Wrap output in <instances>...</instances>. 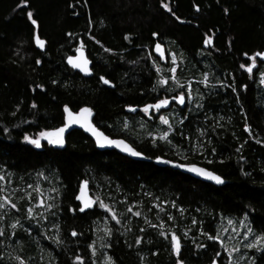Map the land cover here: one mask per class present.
<instances>
[{
    "label": "trees",
    "instance_id": "obj_1",
    "mask_svg": "<svg viewBox=\"0 0 264 264\" xmlns=\"http://www.w3.org/2000/svg\"><path fill=\"white\" fill-rule=\"evenodd\" d=\"M18 5L21 0H0V176L5 177L9 204L17 206L7 205L0 213V264H18L16 256L26 264H105L106 256L113 264H175L177 259L184 264H213L214 259L225 264L218 242L203 235H216L220 217H245L254 235L264 231V85L259 83L264 63L258 62L252 74L240 68L251 63L244 53L264 49V0H27ZM34 35L45 41L44 49L36 46ZM156 42L166 55L177 57V77L185 88L191 86L194 98L191 106L174 109L171 146L145 137L144 127L153 122L147 124L126 107L140 108L181 90L150 91L157 80L153 62L161 68L172 66L169 62L162 67L154 56ZM81 46L91 61L90 77L65 63ZM204 73L209 79L201 84ZM101 75L110 79L111 87L100 83ZM166 87L175 85L169 81ZM33 103L36 108L30 107ZM65 105L73 112L90 108L98 128L123 138L150 160L98 150L79 130L70 132L63 146L42 141L37 149L23 141L25 134L60 127ZM126 118L131 130L124 128ZM185 135L189 139H183ZM200 139L206 143L203 155L190 148ZM180 153L188 159H181ZM156 156L212 170L225 183L195 179L155 162ZM81 181H87L90 194L101 189L105 198H112L121 223L99 205L79 210L75 197ZM53 188L55 192L49 191ZM37 195L51 197L46 203L56 207H34L28 218L27 209ZM131 205L139 216L127 211ZM146 217L151 223H145ZM105 221L112 230L108 237L103 236ZM73 230L75 237L70 235ZM169 230L180 241L178 255L171 252ZM247 252L253 264H264V250ZM77 255L82 261H75Z\"/></svg>",
    "mask_w": 264,
    "mask_h": 264
},
{
    "label": "snow or ice",
    "instance_id": "obj_2",
    "mask_svg": "<svg viewBox=\"0 0 264 264\" xmlns=\"http://www.w3.org/2000/svg\"><path fill=\"white\" fill-rule=\"evenodd\" d=\"M27 4V0H21V5H26ZM162 7L165 8V10L170 11V9L168 8V5L166 3H162ZM195 7V5H194ZM227 11V10H225ZM27 17L29 19V21L32 23L33 26H35L37 24L36 19L33 18V13L31 11H29L27 13ZM153 37L157 36V33H153L152 34ZM125 40L129 39L128 35H125L124 37ZM34 42L36 44V46L40 49H44L45 47V41L43 39H40L38 36L34 35ZM211 39L209 38L208 40L205 41V43H210ZM97 43H99L97 41ZM105 51H111L110 49H104ZM156 53L159 54V58L161 60H163L164 57V53L162 50V45L160 43H156L153 49ZM77 56L73 57V56H69L67 57V63L71 66V68L73 69H78L81 73H84L85 75H88L90 70H89V60L84 56L83 51H82V46L81 47H77L75 49ZM169 56H171V64L172 66L170 68H161L159 67L155 62H153V67L156 69V73H157V80L154 82L152 89H150V91H157V90H163L166 92H175L176 88L181 89V91L173 96H171L170 98L173 99L176 104H183L185 102V95L184 92L189 91L188 88H185L184 85H182L177 77V57L175 55H173L172 53H168ZM244 55L247 57L248 61H251V63H248L247 65L242 63L240 64V68L244 69V71H246L249 74L253 73V69L256 67V60L255 57H259L262 61H264V51H257L254 52L252 55H249L247 53H244ZM149 59H151V57H149ZM36 63L39 65L41 63V61L39 59H37ZM180 63H183V60H180ZM161 73H170V75H161ZM209 79V75L207 73L203 74V79L201 81H199V83L201 84H206L207 81ZM99 81L100 83H102L103 85H108V86H112V82L110 81V79L106 78L104 75H101L99 77ZM171 81L172 84L175 85V88L173 87H166V85H168V82ZM53 84H56L57 82L55 80L52 81ZM259 83L261 85H264V72H261L259 74ZM37 88H40V85L36 86ZM241 87H245V86H241ZM236 89L233 88V91H235ZM203 97L201 96L200 99H202ZM188 100L192 99V96L189 94L187 96ZM169 105V97L165 96L163 98H157L155 100V103H150V104H145L143 105V107L139 108V111L142 112L144 114V116L151 118L150 116V112H155L158 116H159V121L160 123L164 124L167 126V130H164L160 133L159 136L153 134V132L149 131L148 132V136L151 138V140H160V141H167L169 143V145L171 146V137H170V133L173 130V122H170V120L168 118H166L165 115H160V111L164 108H166ZM18 107V106H17ZM30 107L32 108H36L37 105L35 103H33L32 105H30ZM127 110L130 112H135L137 111V108L133 107V106H126ZM63 112L65 114L64 117V124L62 127H58V128H54L52 130H40L38 132H36L34 134V136H29L28 134H25L22 139L24 142H26L29 145L34 146L35 148L39 149L42 147V141L46 142L48 145L51 146H63L65 144V130L69 128L70 125H79L81 128L84 129V131L89 132L94 138H95V142L98 146L100 147H104V146H114L119 148L121 151L128 153L129 155L133 156V157H141L142 153L139 151L134 150L133 147L129 146V144L125 143L124 140L122 139H111L109 138V136L103 134L101 131H98L96 127L93 126V124L89 121V117L92 115V111L90 108L88 107H81L79 109V111L73 112L70 111L69 106L65 105L63 107ZM207 119V117H206ZM180 123L182 124L183 121H180ZM217 123H219V121H217ZM128 127L127 122L125 121V128ZM143 127V125H142ZM5 132L8 131L7 128L4 129ZM199 131V130H198ZM244 131L248 132L249 131V125L247 123H245L244 125ZM183 139H189V137L187 135L183 136ZM260 141L257 140V143H259ZM208 143H210V141H208ZM206 147V143L203 139H200L196 142L191 143L190 148L191 151L196 153L197 155H203V152L201 151V149H204ZM237 151H239V148L237 149ZM212 153H215V149H212ZM180 158L187 160L188 157L186 155H184V153H180ZM241 159H243V157H241ZM156 162L158 163H163V164H167V165H171L175 168H179L182 170H186L189 173H194L197 176H200L208 181H212L215 184L219 185L224 183L223 178L216 174L214 171L212 170H207L204 167H199L194 163H178L175 160H169V159H163L161 156H156L155 157ZM207 163L211 164L213 163V161L211 159L207 160ZM5 177L4 176H0V181L4 180ZM86 184L87 181H81L80 182V193L78 195H76L75 199L77 201L80 202V204L82 205V207H80V211L83 212L85 209H89L93 206L94 201L90 198H88L85 195V188H86ZM28 187H32L31 185H29ZM21 191H24L23 189H21ZM35 191L37 193L40 192L39 186L36 187ZM49 191L51 192H55L56 189H49ZM3 192V188H0V193ZM57 195H59V193H57ZM48 199H52L51 197L47 196V195H37L35 197V201L36 203L30 207H28L27 209V217L28 218H32L33 217V208H45L47 209H53L56 207V205L54 203L52 204H48L46 203V201ZM95 203H98L99 207L101 209H103L105 212L108 213L109 216H111V219L113 221H116L117 224L121 223V221L117 218V215L115 214V210L110 208L108 204L104 203L103 201H101L99 199V197H97ZM6 205L11 206L12 208H16L17 206L15 204H9V200L3 196H0V209H5ZM74 209L69 208V211H73ZM128 212H130L132 214V216H139L141 213L138 211H133L131 207H129L127 209ZM160 211H163V209H160ZM54 214V213H53ZM41 218L43 219V215L41 214ZM4 216H0V220H3ZM174 218L171 214H168V220L172 221ZM145 223L147 224L148 221L146 220ZM193 223H196L195 220H193ZM227 223L229 225H232L233 221L231 219H229L227 221ZM105 226L103 228V236L104 237H108L111 235L112 230L110 228L107 227V221L104 222ZM150 227L156 228L157 225L156 224H150ZM163 223L161 222V224L159 225V227L163 228ZM175 226V225H173ZM10 228L15 229L17 227V224H11L9 225ZM53 228H55L57 231H59V225L57 224H53L52 226ZM51 231V230H50ZM141 231H144V229H141ZM233 231H236L235 229H233ZM252 231V228L249 227V231L243 233V236L245 238V244L244 247L248 248V249H255V251L260 252L262 250H264V231L261 232V234L256 235L255 238L253 240H251L249 242V233ZM3 233L0 232V235H2ZM71 236L75 237L78 235V233L73 230L70 233ZM160 236H165V232L164 231H160L159 232ZM168 235L170 236V244H171V252L173 255H178L181 252V245H180V241L177 237V235L175 233H172L169 230ZM185 236H187V232L184 233ZM203 235H205L207 237L208 240H215L218 243H220L221 248H224L225 252L228 251V249L225 247L224 243L220 241L219 239V234L218 235H209L207 232H204ZM48 237H45V239H47ZM52 239L57 243V244H62L63 241L57 239L56 237H52ZM136 243L139 244L141 243V240L139 238H137ZM102 247H108L107 244H103ZM198 247L203 248L204 245L200 244L198 245ZM88 248L90 250L93 249V245L89 244ZM237 249L235 247L232 248V252H236ZM95 251L93 250V255H95ZM153 255H155V253H153ZM221 253L217 252L216 256H220ZM0 256H2V254H0ZM18 264H26V262L20 258V256H16L14 258ZM240 259H243L242 257ZM75 261L76 262H80L82 261V257L77 255L75 257ZM105 261L106 264H113L111 257H105ZM53 264H55V262L53 261ZM92 264H96V261H93ZM175 264H184V262L181 259H177ZM213 264H216L215 259L213 260ZM229 264H238V261H234L231 258V254L229 253ZM249 264H253L251 258H249Z\"/></svg>",
    "mask_w": 264,
    "mask_h": 264
},
{
    "label": "rangeland",
    "instance_id": "obj_3",
    "mask_svg": "<svg viewBox=\"0 0 264 264\" xmlns=\"http://www.w3.org/2000/svg\"><path fill=\"white\" fill-rule=\"evenodd\" d=\"M161 62H162V67L163 66L166 67V65H168L169 62H171V56H169L167 53L166 57L163 60H161ZM186 88H188L189 91L184 92V95L186 97L185 102L183 104H176V102L170 98L173 95L167 96V97H169V99L172 100V102H171L170 106L164 110L166 112L162 113L163 110L160 111V115H165L166 118H168L171 121V118H176L175 113H174V109L176 107L181 108V107L191 106V103L194 100V98L192 96V89H191L190 85H186ZM180 91L181 90H178L176 92V94L179 93ZM189 94L192 96L191 100L187 99V96ZM130 113H132V114L140 113L142 115L143 119L147 122V124L153 122V125H147V126H145L146 128L144 127V134H145V137H147V138H150L148 136L149 131H151V132H153V134L159 136L162 131L167 130V126L160 123L159 116L155 112H150L151 118L144 116V114L139 111V108H137V111L130 112ZM125 121L128 124L127 128H125ZM125 121H124V128L126 130H131L132 129L131 121L128 118H126ZM165 126H166V128H165ZM158 141H160V140H158ZM0 188H3V192L0 193V196L7 198V194H6L7 189L5 187L4 182H2V181H0ZM90 195H91L92 200L94 201L93 205H95V206L98 205V203H95V201H96L97 197H99V199L101 201L108 204L110 208L115 210V202L112 200V198H105L101 189H94V190L91 189ZM128 207H131L133 211H136L133 208V205L128 206ZM6 209H7V205H6L5 209H0V213H3ZM145 219L149 223H151V221H149L147 217ZM229 219H231L233 221L232 225H229L227 223V221ZM156 222H157V220H156ZM160 224H161V221L159 222V225ZM163 225H164L163 228L159 227L161 230H164L166 228L164 223H163ZM233 229H235L236 231H233ZM248 231H249V225H248L247 219L245 217H240L239 219H235L232 217L224 216V217L219 218L216 235L219 234L220 241L223 242L225 247L228 249V251L225 252L224 248H222V250L224 251V256H225V258H224L225 264H229V253L231 254L232 260L238 261V264H247L249 262V257L247 256V254H248L247 251H249L250 249L244 247V244L246 241H245V238L243 236V233L248 232ZM255 236L256 235H254L251 231L249 233V242L251 240H253L255 238ZM218 244L220 245V243H218ZM233 247H235L237 249L236 252H232ZM241 257L243 259H240ZM104 263L106 264V261H104Z\"/></svg>",
    "mask_w": 264,
    "mask_h": 264
},
{
    "label": "water",
    "instance_id": "obj_4",
    "mask_svg": "<svg viewBox=\"0 0 264 264\" xmlns=\"http://www.w3.org/2000/svg\"><path fill=\"white\" fill-rule=\"evenodd\" d=\"M156 43H159V42H156ZM156 43H155V44H156ZM155 44L153 45L152 52H153V54H154V56H155L156 58L160 59V58H159V54L156 53V52L153 50ZM160 44H161V43H160ZM161 45H162V44H161ZM203 46L206 47V43H205V42H204ZM162 50H163V53H164V57H166V51H165V47H164L163 45H162ZM82 51H83L84 56L89 60V65H88V67H89L90 72H89L88 75H85L84 73H81L78 69H73V68H71V66L67 63V57H69V56H73V57L77 56L76 51H74L73 54H71V55H69V56L66 57V59H65V63H66V65H67L68 67H70L73 71L79 73L81 76H83V77H90V76L92 75L91 61H90V59L87 57L86 52H85V50H84L83 48H82ZM261 51H264V49L261 50ZM256 52H257V51H256ZM255 60H256V67H257V65H258V62H259V63H264V61H262L259 57H255ZM256 67H255V68H256ZM255 68H254V69H255ZM254 69H253V70H254ZM106 86H108V85H106ZM108 87H110V86H108ZM78 111H79V110H78ZM64 117H65V115H64ZM89 121L93 124L94 127L97 128L98 131H101L103 134H105L100 128H98V127L92 122V120H91V116L89 117ZM63 124H64V122H63ZM63 124H62L60 127H62ZM74 130H79V131L83 132L85 135H87V136H88V137L94 142V144H95V146H96V148H97L98 150H112V151H115V152H117V153H119V154H121V155H123V156H126V157H128V158H131V159H133V160H140V161H149V160H150L149 158L145 157L143 154H142L141 157H133V156L129 155L128 153L123 152V151H121L119 148L114 147V146H104V147H100V146H98V145L96 144V142H95V138H94L89 132L84 131V129L81 128L79 125H70L69 128L65 130V134H64L65 137H66L70 132H72V131H74ZM105 135H107V134H105ZM107 136H108V135H107ZM109 138H111V139H122V140H124L123 138H120V137H110V136H109ZM124 141H125V143L129 144V146L132 147V145H131L130 143H128L126 140H124ZM133 148H134V147H133ZM134 150H136V149L134 148ZM136 151H137V150H136ZM155 162H156V161H155ZM165 165H167V164H165ZM169 166H171V165H169ZM197 166H199V165H197ZM171 167H173V166H171ZM199 167H201V166H199ZM174 168H175V167H174ZM176 169H178V170L181 171L182 173H185V174H188V175L192 176V177L195 178V179H199V180H201V181H204V182H207V183H210V184L216 185V186H220V185H223V184L225 183V180L223 179V180H224V183L217 185V184H215V183L212 182V181H208V180H206V179H204V178H202V177H200V176L195 175L194 173H189V172H187L186 170H182V169H179V168H176ZM207 170H208V169H207ZM79 193H80V188H79L78 194H79ZM78 194H77V195H78ZM85 195H86L88 198L92 199V198H91V195H90V190H89L88 183L86 184ZM78 202H79V201H78ZM79 203H80V202H79ZM80 207H82L81 204H80ZM85 210H86V209H85Z\"/></svg>",
    "mask_w": 264,
    "mask_h": 264
},
{
    "label": "flooded vegetation",
    "instance_id": "obj_5",
    "mask_svg": "<svg viewBox=\"0 0 264 264\" xmlns=\"http://www.w3.org/2000/svg\"><path fill=\"white\" fill-rule=\"evenodd\" d=\"M163 97H164V96H163ZM163 97H161V98H163ZM171 102H172V100H171V99H169V105H168L166 108L162 109V110H165V109H167V108L170 106Z\"/></svg>",
    "mask_w": 264,
    "mask_h": 264
}]
</instances>
